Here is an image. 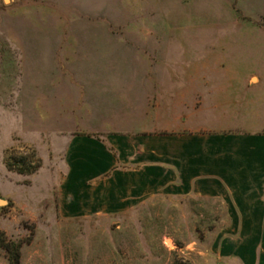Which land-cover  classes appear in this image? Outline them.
Instances as JSON below:
<instances>
[{
  "label": "rangeland",
  "instance_id": "374dc122",
  "mask_svg": "<svg viewBox=\"0 0 264 264\" xmlns=\"http://www.w3.org/2000/svg\"><path fill=\"white\" fill-rule=\"evenodd\" d=\"M72 59L264 61V0H0V264L11 243L20 264H238L225 256L238 225L213 199L58 222L40 85L49 62Z\"/></svg>",
  "mask_w": 264,
  "mask_h": 264
},
{
  "label": "crops",
  "instance_id": "0c3cea01",
  "mask_svg": "<svg viewBox=\"0 0 264 264\" xmlns=\"http://www.w3.org/2000/svg\"><path fill=\"white\" fill-rule=\"evenodd\" d=\"M60 63L49 62L40 85L60 162L58 222L100 220L155 197L213 199L238 225L226 259L264 257L263 59Z\"/></svg>",
  "mask_w": 264,
  "mask_h": 264
},
{
  "label": "trees",
  "instance_id": "16d2710c",
  "mask_svg": "<svg viewBox=\"0 0 264 264\" xmlns=\"http://www.w3.org/2000/svg\"><path fill=\"white\" fill-rule=\"evenodd\" d=\"M7 253L8 264H20V255L18 247L15 244H10L4 247Z\"/></svg>",
  "mask_w": 264,
  "mask_h": 264
},
{
  "label": "bare ground",
  "instance_id": "6f19581e",
  "mask_svg": "<svg viewBox=\"0 0 264 264\" xmlns=\"http://www.w3.org/2000/svg\"><path fill=\"white\" fill-rule=\"evenodd\" d=\"M170 241L169 240H166V245L170 246Z\"/></svg>",
  "mask_w": 264,
  "mask_h": 264
},
{
  "label": "water",
  "instance_id": "95a60500",
  "mask_svg": "<svg viewBox=\"0 0 264 264\" xmlns=\"http://www.w3.org/2000/svg\"><path fill=\"white\" fill-rule=\"evenodd\" d=\"M3 204H5V202L4 201H0V205H3Z\"/></svg>",
  "mask_w": 264,
  "mask_h": 264
}]
</instances>
